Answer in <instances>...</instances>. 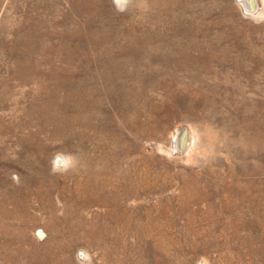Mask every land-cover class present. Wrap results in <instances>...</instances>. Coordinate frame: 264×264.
Instances as JSON below:
<instances>
[{"label":"rangeland","instance_id":"obj_1","mask_svg":"<svg viewBox=\"0 0 264 264\" xmlns=\"http://www.w3.org/2000/svg\"><path fill=\"white\" fill-rule=\"evenodd\" d=\"M238 2L0 0V264H264V14Z\"/></svg>","mask_w":264,"mask_h":264},{"label":"bare ground","instance_id":"obj_2","mask_svg":"<svg viewBox=\"0 0 264 264\" xmlns=\"http://www.w3.org/2000/svg\"><path fill=\"white\" fill-rule=\"evenodd\" d=\"M264 2V0H261V2ZM259 0H239L238 2V6H239V10L240 11H244L245 13H254L253 16H255V14H264V8L262 10H259L258 8V3ZM263 4H261L262 6ZM260 6V4H259ZM264 7V5H263ZM262 8V7H261ZM189 133H191V131H182V126H179V128L177 127L175 129V131L171 134V138H173V142H174V148L181 150V149H185L187 147H189V137H191L189 135ZM190 148V147H189ZM186 153V152H185ZM39 233V232H38ZM41 233V232H40Z\"/></svg>","mask_w":264,"mask_h":264},{"label":"clouds","instance_id":"obj_3","mask_svg":"<svg viewBox=\"0 0 264 264\" xmlns=\"http://www.w3.org/2000/svg\"><path fill=\"white\" fill-rule=\"evenodd\" d=\"M131 0H114V3L119 11L123 12L127 6L130 4ZM62 162L68 161V163H65L64 166L68 167L69 163L71 162V157H61L60 158Z\"/></svg>","mask_w":264,"mask_h":264}]
</instances>
